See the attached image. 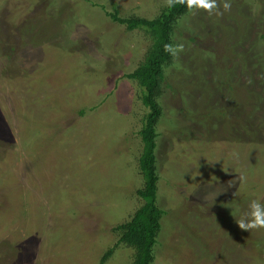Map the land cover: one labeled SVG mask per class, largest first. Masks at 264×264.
I'll return each mask as SVG.
<instances>
[{
	"label": "rangeland",
	"instance_id": "rangeland-1",
	"mask_svg": "<svg viewBox=\"0 0 264 264\" xmlns=\"http://www.w3.org/2000/svg\"><path fill=\"white\" fill-rule=\"evenodd\" d=\"M223 11V0H218ZM188 12L165 68L152 264H264V0ZM165 0H0V264H100L143 204L146 108L126 75L151 42L114 23ZM119 245L105 264H132Z\"/></svg>",
	"mask_w": 264,
	"mask_h": 264
},
{
	"label": "trees",
	"instance_id": "trees-1",
	"mask_svg": "<svg viewBox=\"0 0 264 264\" xmlns=\"http://www.w3.org/2000/svg\"><path fill=\"white\" fill-rule=\"evenodd\" d=\"M189 11L184 5L165 6L160 15L153 20L144 18H121L116 11L109 14L110 19L125 26L130 32L142 30L151 42L143 61L130 74L129 80L138 84L140 100L146 108L142 117L139 134L143 150L139 158V168L145 177L144 185L136 191V197L143 202L129 222L113 229L119 236L118 243L102 257L105 264L116 248L123 244L134 251L132 264H152L155 260L154 247L162 229L163 211L157 205L159 175L157 172L158 125L164 117L161 99L164 94L166 67L173 57L165 52L164 45L172 44L174 29Z\"/></svg>",
	"mask_w": 264,
	"mask_h": 264
},
{
	"label": "clouds",
	"instance_id": "clouds-1",
	"mask_svg": "<svg viewBox=\"0 0 264 264\" xmlns=\"http://www.w3.org/2000/svg\"><path fill=\"white\" fill-rule=\"evenodd\" d=\"M165 4L170 8L177 4L184 5L190 13L203 11L209 15H223L224 12L230 11L231 9L229 0H223V11L220 10L221 5L218 0H165ZM164 50L175 59L178 58L179 53L183 52L184 46L183 44H165ZM235 222L238 228L244 232L250 233L264 230V203L259 200H252L248 204V210L239 219H236Z\"/></svg>",
	"mask_w": 264,
	"mask_h": 264
}]
</instances>
